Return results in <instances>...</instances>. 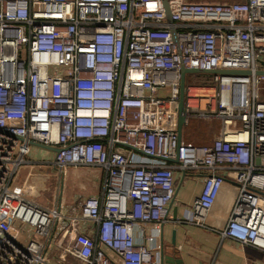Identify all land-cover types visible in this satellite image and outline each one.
Instances as JSON below:
<instances>
[{"label":"built area","instance_id":"2783aa9c","mask_svg":"<svg viewBox=\"0 0 264 264\" xmlns=\"http://www.w3.org/2000/svg\"><path fill=\"white\" fill-rule=\"evenodd\" d=\"M167 2L172 23L161 0H0V264H160L147 227L178 173L203 174L190 224L227 185L220 237L264 254V0ZM181 67L250 73L185 75L187 124L218 126L205 145L178 142ZM35 144L59 150L45 151L60 179L98 171L102 193L67 217L60 192L53 208L31 200L30 172L15 177L41 163Z\"/></svg>","mask_w":264,"mask_h":264},{"label":"crops","instance_id":"0c3cea01","mask_svg":"<svg viewBox=\"0 0 264 264\" xmlns=\"http://www.w3.org/2000/svg\"><path fill=\"white\" fill-rule=\"evenodd\" d=\"M71 169L74 172L71 182L67 184L69 190L60 194L58 201L64 204L63 207L67 206L73 211L69 203L78 202L89 196H99L102 188L101 175L98 171L88 168ZM202 175L176 174L175 195L168 206L164 226L161 230V224L151 225L147 227V234L156 238L164 255L173 256L179 264H264V254L240 246L229 239H222L218 233L228 217L233 202L234 192L229 186H223L204 227L188 222L191 217V206L202 188ZM174 215L176 220L173 218ZM252 253L254 257L249 256Z\"/></svg>","mask_w":264,"mask_h":264},{"label":"rangeland","instance_id":"374dc122","mask_svg":"<svg viewBox=\"0 0 264 264\" xmlns=\"http://www.w3.org/2000/svg\"><path fill=\"white\" fill-rule=\"evenodd\" d=\"M198 2H212V3H240L243 0H195ZM186 128V129H185ZM217 124L215 122H207L203 120H190L183 128L182 134L184 141L194 144V145H205L210 143L216 136L217 133ZM38 148V147H37ZM39 150L40 153H39ZM51 152H47L41 148H38L36 154L31 157H26V159L41 163L37 164H26L20 167L16 177L15 182L21 184L25 179V176L30 172V184L33 185V196H30V199L34 202L41 203L45 206L53 208L57 202L56 193L60 192L61 194L66 193L69 188L67 185L68 182H71V176L74 170L71 167L64 169L63 179H60L59 171L54 169L51 165L47 164L48 160H51ZM62 181V184H61ZM74 189V188H72ZM78 201V200H77ZM77 202H71L68 205L71 208H75ZM61 202V213L66 216L73 214V211L69 210L67 206H64ZM31 234L29 229L25 228V235ZM32 240L36 242H41V237L33 235ZM252 252V251H248ZM240 255V253H239ZM249 256L254 257L255 255L249 254ZM255 260V258H253ZM73 264V262H72Z\"/></svg>","mask_w":264,"mask_h":264},{"label":"water","instance_id":"95a60500","mask_svg":"<svg viewBox=\"0 0 264 264\" xmlns=\"http://www.w3.org/2000/svg\"><path fill=\"white\" fill-rule=\"evenodd\" d=\"M162 6L164 8L165 14H166V20L168 23H172L171 20V12L168 5L167 0H161ZM171 36L172 39L175 41V30L171 29ZM181 73V81H180V88H179V99H178V142L181 141L182 138V131L183 128L187 124V115L184 109V77L186 74H212V75H221V76H248L250 73L248 71H237V70H211V71H199L196 69H185L181 67L180 69ZM257 74H264L263 71H259ZM36 147L41 148L43 150L51 151L53 153H58V149L50 148V147H44L39 144H35ZM172 162L177 163V159L173 160ZM174 220H176V215L173 216ZM164 224H161V230L163 228ZM173 244V242H172ZM159 260L160 264H179V261L175 260L173 256H166L164 255L163 251L160 250L159 253Z\"/></svg>","mask_w":264,"mask_h":264},{"label":"trees","instance_id":"16d2710c","mask_svg":"<svg viewBox=\"0 0 264 264\" xmlns=\"http://www.w3.org/2000/svg\"><path fill=\"white\" fill-rule=\"evenodd\" d=\"M199 78H201V79H203V80H205L204 82L206 83V81H208V78L210 77L209 75H199L198 76ZM186 129V128H185Z\"/></svg>","mask_w":264,"mask_h":264}]
</instances>
